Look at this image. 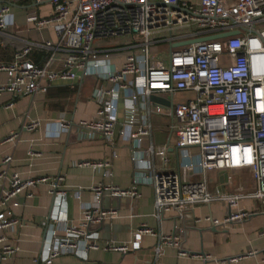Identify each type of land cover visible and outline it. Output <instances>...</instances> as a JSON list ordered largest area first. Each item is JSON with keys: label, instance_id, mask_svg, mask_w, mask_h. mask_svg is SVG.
Returning a JSON list of instances; mask_svg holds the SVG:
<instances>
[{"label": "built area", "instance_id": "built-area-1", "mask_svg": "<svg viewBox=\"0 0 264 264\" xmlns=\"http://www.w3.org/2000/svg\"><path fill=\"white\" fill-rule=\"evenodd\" d=\"M17 1L5 0L0 9V36L18 46L14 60L0 64V73L7 76V83L0 85V96L8 93L21 98L47 93L55 82L73 84L94 73L112 87L95 118L77 125L98 134L110 146L119 142L116 130L120 127V138L127 136L134 143V163L154 171L151 179L155 219L161 221L171 213L183 216L198 206L216 203L226 207L223 220L207 216L195 223L225 230L250 219L249 212L239 209L240 203L247 199L264 203V0H49L53 8L51 16H32L30 22L37 30L53 28L57 34L55 42H29L8 33L12 25L11 5ZM235 32L238 34L212 39ZM159 45H168L169 50L157 60L158 52L152 53L151 47ZM120 52L126 53L123 66L105 71L102 66L109 56ZM33 53L42 56L41 64L29 59ZM121 93L134 103L146 105V117L134 129L118 122ZM161 94L172 98L171 108L147 105L152 96ZM179 94H192V98L173 101ZM154 114L173 120L177 149L185 160L178 172L165 168L166 147L156 148L151 143L143 149L144 141L152 137L148 118ZM38 125L31 122L26 129L33 131ZM73 125L62 123L67 130ZM195 149L199 162H194L190 154ZM156 160L163 164L160 172ZM12 162L11 156L3 159L0 181L8 180L7 170ZM80 166H90L102 170L106 177L112 176L108 160ZM239 171L250 174L251 187L241 180L231 193L209 188V173H226L225 183L233 184ZM193 175L201 176V180H191ZM62 182L63 178L48 177L23 180L19 174H13L8 187L0 193V229L19 224L12 209L18 207L16 199L21 194L27 193L32 198L37 186L50 184L52 196L64 198ZM93 192L98 202L106 193L119 198L141 197L136 186L123 190L99 184ZM83 211L82 226L67 225L64 237H55L48 246L45 264H52L63 255H77L82 243L85 252L103 250L126 255L140 249L144 235L158 238V255L164 247H171L180 256H186L178 236L157 235L146 225L135 233L132 245L115 242L102 245L93 239L90 227L117 218L116 210L95 205ZM3 241L1 238L0 243ZM13 254L14 250L4 245L0 264Z\"/></svg>", "mask_w": 264, "mask_h": 264}, {"label": "crops", "instance_id": "crops-1", "mask_svg": "<svg viewBox=\"0 0 264 264\" xmlns=\"http://www.w3.org/2000/svg\"><path fill=\"white\" fill-rule=\"evenodd\" d=\"M6 4L0 0V9ZM8 33L29 42L57 40L53 28L37 30L30 22L32 16L48 18L53 13L49 0H19L11 5ZM104 45V44H102ZM18 46L6 42L0 36V64L14 60ZM125 52L113 53L102 68L120 69L125 61ZM29 59L42 63V56L35 53ZM7 83L5 73H0V85ZM112 84L100 79L94 73L76 83L55 82L47 93L38 92L31 96L14 98L8 93L0 96V170L2 161L11 156L13 162L8 167V180L0 181V193L8 187L9 178L19 174L23 180L48 177L63 178L60 187L66 192L64 198L51 194L50 184H41L33 190V197L27 193L17 199L18 207L12 209L13 218L19 224L5 230L0 229V251L4 245L14 250L6 256L2 264H45L47 248L55 237H64L65 227H81L85 207L98 205L104 210H116L117 218L106 219L99 225H92L90 232L100 244L115 242L132 245L134 236L142 225H146L157 235L178 236L186 256H180L175 248L164 247L158 255L156 236L144 235L140 249L126 255L103 250L85 252L83 243L77 255H63L52 264H264V203L247 199L239 209L251 214L241 225H232L225 230L215 229L207 223L196 224L195 220L212 216L223 220L226 207L222 204L201 205L187 211L183 216L167 214L161 221L153 217L155 193L152 186L154 171L140 167L132 160L136 148L126 136L120 138L116 130V146H110L96 133H90L77 124L82 120L95 118L98 107L105 100L106 92ZM160 101L149 100L151 107H172L169 95H155ZM192 94H179L173 101L184 102ZM118 122L129 129L138 127L146 117V105L134 103L121 93L117 111ZM165 119L171 126H165ZM152 126V137L144 141L143 149L152 143L156 148H167L166 170L178 172L185 160L177 149V136L172 130L173 120L167 115L154 114L148 118ZM31 122L38 127L26 129ZM73 123L70 130L63 129L62 123ZM111 162V177L104 176L102 170L80 166L85 162ZM199 162V157L193 158ZM157 162V160H156ZM157 172L163 170L162 163ZM214 173V174H213ZM183 176H189L182 171ZM193 175L191 180L200 179ZM189 178V177H188ZM208 178V177H207ZM209 180V178H208ZM233 184H221L216 172L210 175L213 189L231 193L240 181L252 186L248 172L235 173ZM99 184L116 186L128 190L134 186L140 198L116 197L106 193L98 202L93 189ZM79 196V198L77 197ZM2 208L0 206V213ZM250 252L254 255H248Z\"/></svg>", "mask_w": 264, "mask_h": 264}, {"label": "rangeland", "instance_id": "rangeland-1", "mask_svg": "<svg viewBox=\"0 0 264 264\" xmlns=\"http://www.w3.org/2000/svg\"><path fill=\"white\" fill-rule=\"evenodd\" d=\"M168 50H169V46L168 45H159V46H152L151 47V52L152 53L158 52V54H157V60H159L163 56L167 55ZM165 126L168 129V127L171 126V120L165 119ZM190 154L193 156V158H197L198 157V151L196 149L195 150H191L190 151ZM210 175H211V173L208 174V178H209V188L212 189L213 188V185H212V183H210Z\"/></svg>", "mask_w": 264, "mask_h": 264}, {"label": "water", "instance_id": "water-1", "mask_svg": "<svg viewBox=\"0 0 264 264\" xmlns=\"http://www.w3.org/2000/svg\"><path fill=\"white\" fill-rule=\"evenodd\" d=\"M237 34H238V32L230 33V34H226V35H218V36H214L212 39H221V38H224L226 36H233V35H237ZM186 44H189V43L188 42L187 43H181V44H178L176 46H183V45H186ZM151 100L155 101V102L156 101H158V102L160 101L156 96H152ZM219 176H220V183L224 184L227 181V178H228L227 174L226 173H221Z\"/></svg>", "mask_w": 264, "mask_h": 264}]
</instances>
